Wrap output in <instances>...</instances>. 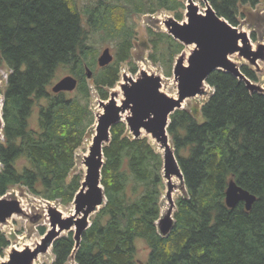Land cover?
I'll use <instances>...</instances> for the list:
<instances>
[{
    "label": "trees",
    "instance_id": "1",
    "mask_svg": "<svg viewBox=\"0 0 264 264\" xmlns=\"http://www.w3.org/2000/svg\"><path fill=\"white\" fill-rule=\"evenodd\" d=\"M208 2L236 27L248 17L246 7L260 0ZM185 10L184 0H0V68L10 70L3 92L0 197L18 188L44 201L73 202L82 182L74 172L76 153L94 129V99L110 98L123 65L138 72L135 17L166 12L181 22ZM101 43H110L114 56L104 67L98 63ZM146 43L152 62L172 76L185 46L153 28ZM60 70L78 80L75 91L52 92ZM241 70L257 79L252 70ZM207 84L213 89L209 100L171 115L168 133L185 194L176 201L169 235L157 227L163 156L148 137L134 138L120 122L104 147L106 204L77 250L73 234L54 242L53 264H68L74 251L75 264H264V92L221 70ZM230 181L256 196L252 210L242 202L227 207ZM138 241L150 250L147 262L136 258ZM9 246L0 230V255Z\"/></svg>",
    "mask_w": 264,
    "mask_h": 264
},
{
    "label": "water",
    "instance_id": "2",
    "mask_svg": "<svg viewBox=\"0 0 264 264\" xmlns=\"http://www.w3.org/2000/svg\"><path fill=\"white\" fill-rule=\"evenodd\" d=\"M203 2L206 6L203 13L200 12L194 0H188L185 21L179 22L173 18L165 21L168 34L176 41L184 46L195 45L187 65L184 58L179 59L174 65L173 74L178 80V97H170L161 91L160 77L150 76L145 71L141 72V77L137 80L124 75V83L121 85L124 99L118 103L116 100L118 94L114 93L108 100L100 101L103 112L97 117L90 152L84 158L87 170L81 188L73 200L74 215L64 217L57 210L51 212V229L43 235L37 248L15 250L10 254L8 261L0 264H32L41 253L53 246L64 231H74L76 249L80 247L83 234L89 228V216L106 204L101 183L104 147L111 141L112 127L124 122L123 115L130 113L126 118V125L134 138L142 137V132L145 131L156 140L160 148L164 149L162 156L165 178L169 182L173 177H179L181 181H184L168 133L171 115L182 109L186 100L200 95L209 76L217 70L231 73L252 91H258L241 68L230 59V56L236 53L252 61L259 57V54L254 53L247 46L250 42L248 34L240 32L224 18L219 17L208 0ZM113 59L111 48L108 47L98 58L99 66L104 67ZM87 74L88 78L92 77V71L89 68H87ZM77 86L78 80L73 75H67L56 82L51 90L53 93L73 92ZM0 120H3V114ZM170 186H172L171 182ZM256 200L255 195L241 188L234 181H230L225 197L228 208L233 209L242 202L250 211ZM22 212L19 200L7 198V195L0 197V224L6 223L12 216ZM157 224L159 233L167 236L173 228L174 219L169 215L159 219Z\"/></svg>",
    "mask_w": 264,
    "mask_h": 264
},
{
    "label": "rangeland",
    "instance_id": "3",
    "mask_svg": "<svg viewBox=\"0 0 264 264\" xmlns=\"http://www.w3.org/2000/svg\"><path fill=\"white\" fill-rule=\"evenodd\" d=\"M91 1L93 0H80V3L87 4L88 2ZM184 1L187 4L188 0H184ZM194 2L197 3L200 12L203 13L206 8L203 0H194ZM245 10L247 12L246 14L248 15V17L240 18L239 25L236 26V28L240 32H245L248 34L250 42L249 44H247V46L254 53L259 54L258 55L259 57L256 58L254 61H252L243 57L240 53H237L238 58L237 59L232 58L236 62H234L232 59L231 60L241 69L243 67H246L247 69L252 70L257 77L255 81H251L252 84L255 86V88L258 91L264 92V0H260L259 4L255 8L246 7ZM183 13H184V21H185L186 10ZM168 18L175 19L172 14L166 12L151 17L145 15L135 17V20L133 21L132 24L135 25L137 36L135 41V48L133 50L135 56L133 63L137 65L138 72L136 74H133L131 71H129L128 65H123L120 81L118 82L116 87L111 91V94L114 93L118 94V92H120L122 96L121 101L124 99V93L121 88V85L124 83L123 76L127 75L128 77L137 80L141 77V72L143 71L147 72L150 76L161 78V91L163 93H165L170 97H175V98L178 97V80L175 78L173 73L172 76L167 77L164 74L163 67L159 63L154 64L152 62L150 54L151 52H153V50L152 49L148 50L146 45L149 28H153L154 30L168 34V29L167 26L165 25V21L168 20ZM109 44L101 43L97 46V48H99L98 58L104 49H106L107 47H111V45ZM241 45L244 46L242 42ZM192 48L193 47L185 46L184 51L176 57L175 63L179 59L184 58L185 63L187 65L188 58L192 54L195 47L193 49ZM9 74H10V70L7 67L0 68V117L1 118L3 114L2 111L3 92L6 88ZM67 75L70 74L66 70L58 71L55 78V83ZM212 94H213V89L208 84H205V86L202 88V93L195 98L186 100L183 103L182 109H191L195 105L202 106L207 100H209ZM100 101L101 100H99L98 98L94 99L92 105V109L96 117L94 129L92 133L86 138L82 147L78 149L76 153V166L74 172L82 176V181L85 177V171L82 169L83 156L87 154L88 147L92 145V138L93 135L95 134L97 117L100 115L98 109L102 108L100 106ZM129 115L130 113H127L126 116L123 115L124 123H126V118ZM3 122H4L3 120H0V143L3 142L4 140V136L2 134ZM128 130L129 133L132 134L129 128ZM142 137H148L147 133L145 132V135H143ZM152 144L154 145L153 142ZM154 146L159 151L158 147L156 145ZM160 153L162 154L163 152ZM163 177H164L165 189H164V194L161 198V213L159 219H162L169 215H171L172 218L174 219V214L176 212V201L178 198L183 197L185 194L184 182L181 181L180 179L178 180V182L170 181L172 183V186H170L169 180L166 179L164 176V171H163ZM7 198H12V199L16 198L17 200H19L23 212L21 214H15L10 219H8L6 223L0 224V230L7 235L10 241V246L4 251L3 255H0V263L8 261L10 254L15 250H20L22 248L25 249L28 246L32 247V249L37 248V246L42 241L43 235L49 229H51L50 227L51 212L57 210L61 212L64 216V214L66 215L70 214V212L74 208L73 202L70 203L69 205H64L60 202L44 201L26 192L25 190L18 188L11 190L8 193ZM104 206L105 204L103 206H100L94 213H92L89 216L88 218L89 227L93 224V221L98 216L99 212ZM41 227H44L46 229V232L43 235L40 233ZM69 234L74 235V231H69V232L64 231L61 233L60 237L68 236ZM149 251L150 250L148 246L143 241L137 242L136 258L138 259V261L147 262L149 258ZM75 254L76 251H74V253L72 254L68 264H75ZM54 261H55V255L53 253V246H52L46 252L41 253L38 259L36 261L34 260L33 261L34 263L32 264H53Z\"/></svg>",
    "mask_w": 264,
    "mask_h": 264
},
{
    "label": "bare ground",
    "instance_id": "4",
    "mask_svg": "<svg viewBox=\"0 0 264 264\" xmlns=\"http://www.w3.org/2000/svg\"><path fill=\"white\" fill-rule=\"evenodd\" d=\"M196 5H197V3H196ZM198 6V5H197ZM188 47H195V45H191V46H188ZM192 48V49H193ZM232 58H235V59H237L238 57H237V53L236 54H233V55H231L230 56V59H232ZM233 60V59H232ZM234 61V60H233ZM234 62H236V61H234ZM121 93L120 92H118V97H117V102L118 103H120L121 102ZM98 112L101 114L102 112H103V108H101V109H98ZM127 115V114H126ZM125 115V116H126ZM143 133V135H145V132L143 131L142 132ZM148 137H149V139L151 140V142H153L154 143V145H156L157 147H158V149H159V151L160 152H164V149H162V148H160L159 147V145L157 144V142H156V140L151 136V135H147ZM90 147H91V145L88 147V149H87V154H85L84 156H83V163H82V169L86 172V170H87V166L85 165V161H84V158L86 157V156H88L89 155V152H90ZM178 180H179V177H173L172 178V182H178ZM74 215V208H73V210L70 212V214H68V215H66V214H64V217H68V216H73ZM28 246V245H27ZM27 248H32V247H27ZM21 250H24V248H22V249H20L19 251H21ZM39 257V256H38ZM38 257L35 259V261L38 259ZM34 263V262H33Z\"/></svg>",
    "mask_w": 264,
    "mask_h": 264
}]
</instances>
